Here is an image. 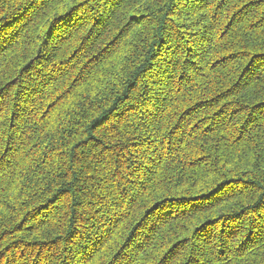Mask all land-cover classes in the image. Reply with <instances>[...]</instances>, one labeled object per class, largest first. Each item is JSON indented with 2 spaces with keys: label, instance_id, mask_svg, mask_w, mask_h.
<instances>
[{
  "label": "trees",
  "instance_id": "1",
  "mask_svg": "<svg viewBox=\"0 0 264 264\" xmlns=\"http://www.w3.org/2000/svg\"><path fill=\"white\" fill-rule=\"evenodd\" d=\"M188 1L0 0V264H264V0Z\"/></svg>",
  "mask_w": 264,
  "mask_h": 264
},
{
  "label": "rangeland",
  "instance_id": "2",
  "mask_svg": "<svg viewBox=\"0 0 264 264\" xmlns=\"http://www.w3.org/2000/svg\"><path fill=\"white\" fill-rule=\"evenodd\" d=\"M134 1V0H133ZM163 0H159V2H162ZM224 1V0H223ZM219 0H217L218 4ZM187 3V4H185ZM189 1L188 0H182V4L176 5L174 8L175 10H179L177 11V16H173V18L171 16H167V20H172V24L170 22L167 21V24L172 27V29H170L168 31V35L166 36V42H165V52H168V56L167 58L169 59V61L171 62H175L176 64V56H174V50H170V48L173 47L174 43L181 45L183 44L184 46L187 45L189 46V48L191 50H195V48L197 47V37H198V32H203V35H205L206 37L209 36L208 32V28L210 27V20L209 19H202L200 20V23L198 24V19L197 16L193 17L191 16L189 19L185 18V14H186V8L185 6H189ZM169 5V4H167ZM198 14V13H196ZM134 16V12H129L128 14H126V18H132ZM172 25V26H171ZM172 33H174L175 35H172ZM177 35V36H176ZM205 37V38H206ZM172 46V47H171ZM206 48V45H204ZM203 46V48H204ZM177 48V47H176ZM202 48V49H203ZM165 54V53H164ZM167 54V53H166ZM164 57V56H163ZM183 59H180L179 61V65L181 66ZM190 62L191 63H195V61L193 59H186L184 60V64L183 67H188V64L186 62ZM244 63V60L242 61ZM161 65V62L158 63V66ZM179 66V69L181 70ZM155 73V72H154ZM162 75V74H160ZM160 78V77H157ZM156 78V79H157ZM149 91V90H148ZM67 242H64L63 244H66ZM72 245H70L69 247L66 246L65 251L68 249H70ZM68 250H67V254H68ZM57 253L60 254L59 250H57ZM47 260V259H46ZM24 263H32V258L31 259H23L22 260Z\"/></svg>",
  "mask_w": 264,
  "mask_h": 264
}]
</instances>
